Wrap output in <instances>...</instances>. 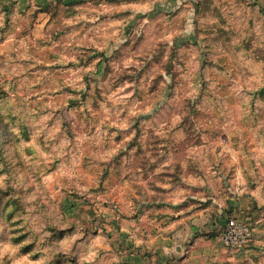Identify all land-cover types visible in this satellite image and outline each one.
<instances>
[{
    "label": "rangeland",
    "instance_id": "obj_1",
    "mask_svg": "<svg viewBox=\"0 0 264 264\" xmlns=\"http://www.w3.org/2000/svg\"><path fill=\"white\" fill-rule=\"evenodd\" d=\"M32 1L0 0V264H163L168 198L240 196L222 264H264V0Z\"/></svg>",
    "mask_w": 264,
    "mask_h": 264
},
{
    "label": "crops",
    "instance_id": "obj_2",
    "mask_svg": "<svg viewBox=\"0 0 264 264\" xmlns=\"http://www.w3.org/2000/svg\"><path fill=\"white\" fill-rule=\"evenodd\" d=\"M34 1L35 0L32 2L34 3ZM62 1L66 3V5H71L81 3L85 0ZM173 1L174 0H163L160 6L168 8ZM44 2L46 3L45 5L51 3L46 0ZM27 5L29 6V4ZM169 200L172 202V204L169 205L179 209L174 219L171 218L176 223L177 227L167 231V227L164 224L161 227L162 231H164H161V237L157 241H154L153 245L155 250L152 251V253L156 254V248H160L158 250L162 260H164L163 264L231 263V261L237 260L238 256L248 253L240 248L235 249L232 255H228L225 253L224 247H221V244L218 242V237L215 240L207 237L212 230L217 232L219 229L220 232L223 228L226 218L224 219V217H222L224 213L222 207L225 205L232 209V218L243 219L245 215L249 213L247 198L240 196L237 201L232 198H227V202L221 203L222 201L216 197L210 202L213 210L208 212L199 210L200 207L204 205L203 203H206V199H197V201L192 202V205L189 207H182L184 201L180 198L175 197V200L168 198V201ZM191 200H194V198H191ZM166 217L167 220L168 215H166ZM252 232L254 236V230H252Z\"/></svg>",
    "mask_w": 264,
    "mask_h": 264
},
{
    "label": "built area",
    "instance_id": "obj_3",
    "mask_svg": "<svg viewBox=\"0 0 264 264\" xmlns=\"http://www.w3.org/2000/svg\"><path fill=\"white\" fill-rule=\"evenodd\" d=\"M253 238L252 229L242 220L228 218L219 232L218 240L226 248L239 249Z\"/></svg>",
    "mask_w": 264,
    "mask_h": 264
},
{
    "label": "trees",
    "instance_id": "obj_4",
    "mask_svg": "<svg viewBox=\"0 0 264 264\" xmlns=\"http://www.w3.org/2000/svg\"><path fill=\"white\" fill-rule=\"evenodd\" d=\"M247 224V223H246ZM250 227V226H249Z\"/></svg>",
    "mask_w": 264,
    "mask_h": 264
}]
</instances>
